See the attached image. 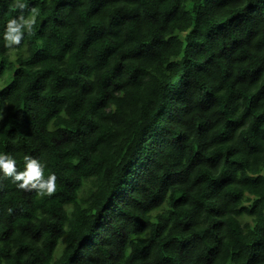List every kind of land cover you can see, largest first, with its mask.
Returning a JSON list of instances; mask_svg holds the SVG:
<instances>
[{
  "label": "trees",
  "instance_id": "trees-1",
  "mask_svg": "<svg viewBox=\"0 0 264 264\" xmlns=\"http://www.w3.org/2000/svg\"><path fill=\"white\" fill-rule=\"evenodd\" d=\"M20 2L0 153L56 180L0 173V264H264V0Z\"/></svg>",
  "mask_w": 264,
  "mask_h": 264
},
{
  "label": "clouds",
  "instance_id": "clouds-1",
  "mask_svg": "<svg viewBox=\"0 0 264 264\" xmlns=\"http://www.w3.org/2000/svg\"><path fill=\"white\" fill-rule=\"evenodd\" d=\"M15 6L19 9L25 7L24 3L16 0ZM31 22L25 21L23 17H13L6 23L3 31V41L6 47L20 45L24 31H30ZM44 164L32 157H25L24 169L17 171L15 160L7 153H0V173L11 177L13 182H19V188L36 189L41 193H51L55 188L56 177L49 173L44 175Z\"/></svg>",
  "mask_w": 264,
  "mask_h": 264
},
{
  "label": "rangeland",
  "instance_id": "rangeland-1",
  "mask_svg": "<svg viewBox=\"0 0 264 264\" xmlns=\"http://www.w3.org/2000/svg\"><path fill=\"white\" fill-rule=\"evenodd\" d=\"M60 247H61V245H59V246H58V249H57V250H59V249H60Z\"/></svg>",
  "mask_w": 264,
  "mask_h": 264
}]
</instances>
